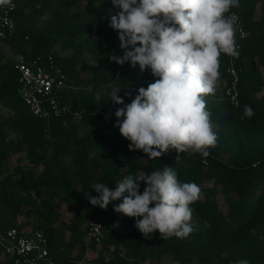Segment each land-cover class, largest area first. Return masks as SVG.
<instances>
[{
	"label": "trees",
	"instance_id": "trees-1",
	"mask_svg": "<svg viewBox=\"0 0 264 264\" xmlns=\"http://www.w3.org/2000/svg\"><path fill=\"white\" fill-rule=\"evenodd\" d=\"M12 1L16 31L0 42V231L43 230L56 264H264V0H239L231 10L246 31L236 60L242 69L240 105L224 96L230 56L221 53L220 79L205 98L217 144L206 158L180 154L178 162L175 150L159 159L129 150L130 141L114 127L122 105L109 96L119 92L130 103L158 77L139 65L110 61L123 55L109 27L120 11L111 0H51L39 7L32 0ZM16 54L53 56L68 75L55 93L68 112L49 121L32 114L19 93ZM246 105L255 112L250 119L244 117ZM101 112L111 115L106 119ZM10 131L16 140H6ZM164 165L202 191L190 205L194 231L186 239L164 240L158 231L145 239L134 218L114 212L120 201L101 209L87 199L97 195L94 182L114 189L125 176ZM144 187L140 182L141 192ZM93 221L103 225L99 241L88 236ZM0 264H15L1 246Z\"/></svg>",
	"mask_w": 264,
	"mask_h": 264
},
{
	"label": "clouds",
	"instance_id": "clouds-1",
	"mask_svg": "<svg viewBox=\"0 0 264 264\" xmlns=\"http://www.w3.org/2000/svg\"><path fill=\"white\" fill-rule=\"evenodd\" d=\"M120 11L112 15L109 27L117 32L122 56L111 55L119 65H139L141 72L151 70L158 77L147 88L125 104L114 93L115 111L120 135L130 141L129 150H140L149 159H159L172 150L189 156L206 158L215 147L218 136L213 131L206 97L214 94L220 79L221 53L238 58L235 25L239 0H111ZM0 6L14 7L12 0H0ZM227 14V15H226ZM97 95L96 100L100 101ZM254 110L246 105L244 117ZM242 117V118H244ZM109 117L106 115V119ZM18 138L9 133L7 141ZM140 182L146 187L140 191ZM96 196L88 194L93 207L107 209L120 201L114 212L134 218V227L145 239L159 232L162 239H186L194 231L190 205L202 197L195 182H181L174 168L141 175L125 176L114 189L94 182ZM151 205V206H150ZM205 227H211L205 221ZM228 253H222L227 258ZM234 264H250L241 259Z\"/></svg>",
	"mask_w": 264,
	"mask_h": 264
},
{
	"label": "built area",
	"instance_id": "built-area-1",
	"mask_svg": "<svg viewBox=\"0 0 264 264\" xmlns=\"http://www.w3.org/2000/svg\"><path fill=\"white\" fill-rule=\"evenodd\" d=\"M39 7L42 2L51 0H32ZM14 7L0 6V42L12 37L16 31L17 5ZM239 17V16H238ZM235 39L238 45L239 56L242 51V42L246 38L243 21L239 17L235 25ZM238 58L230 57L227 73L229 83L224 92L225 98L235 107L240 105V82L242 69L237 65ZM14 69L18 73L20 96L34 116L49 121L53 116L59 117L68 112L61 107L55 93L66 86L68 75L55 62L53 56L47 58L36 57L28 59L23 54L13 56ZM107 115L111 113H99ZM81 118L80 113H76ZM103 234V225L100 222H90L88 227L89 238L99 241ZM0 246L5 254L14 260L15 264H56L49 248V240L43 230H35L30 235H21L16 228L0 231Z\"/></svg>",
	"mask_w": 264,
	"mask_h": 264
},
{
	"label": "rangeland",
	"instance_id": "rangeland-1",
	"mask_svg": "<svg viewBox=\"0 0 264 264\" xmlns=\"http://www.w3.org/2000/svg\"><path fill=\"white\" fill-rule=\"evenodd\" d=\"M263 73H264V70H263ZM1 113H3V112H1Z\"/></svg>",
	"mask_w": 264,
	"mask_h": 264
}]
</instances>
